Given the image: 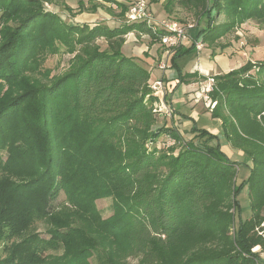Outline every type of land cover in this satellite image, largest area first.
I'll use <instances>...</instances> for the list:
<instances>
[{
  "label": "trees",
  "instance_id": "1",
  "mask_svg": "<svg viewBox=\"0 0 264 264\" xmlns=\"http://www.w3.org/2000/svg\"><path fill=\"white\" fill-rule=\"evenodd\" d=\"M45 1L0 0L1 264L264 263L252 251L264 249V59L213 76L207 96L218 133L183 116L192 122L185 140L159 124L150 71L122 55L130 33L158 44L146 23L72 25L45 11ZM101 1L123 18L132 0ZM177 1L204 24L193 38L208 46L248 19L264 25V0ZM59 47L72 55L66 73L46 84L27 74ZM193 52L174 49L177 83L191 75L175 61ZM160 136L174 145L160 148ZM220 137L251 171L239 184V163L223 154ZM244 186L245 221L237 201ZM108 197L113 213L102 219L95 202Z\"/></svg>",
  "mask_w": 264,
  "mask_h": 264
},
{
  "label": "rangeland",
  "instance_id": "2",
  "mask_svg": "<svg viewBox=\"0 0 264 264\" xmlns=\"http://www.w3.org/2000/svg\"><path fill=\"white\" fill-rule=\"evenodd\" d=\"M78 1H82L85 5V9H83L81 12L78 11ZM92 5L98 6L95 8V11H91ZM165 5L166 2L164 0H160L156 3H150V10L158 18H169L180 23H196V19L193 16L192 12L183 8L177 0H170V3L167 6ZM66 7H69V10ZM44 8L45 11L57 13L63 21L72 25H82L83 23H86L92 26L95 23H100L107 25L109 28H114L119 26L121 23L126 22L125 16L123 18H120L118 16L119 9L115 6V4L106 3L101 0H47L44 2ZM222 20L223 19L220 18V21ZM1 27L2 22H0V29ZM203 28L204 24L201 22L200 24L196 25L194 30H192L191 32H199ZM130 34L125 36V43L121 49L122 55L137 60L141 64V66L150 71L152 75L153 70L157 69V65H155V63L157 64L158 61H160L159 59L161 53L164 52V48H162L159 44L149 46L150 40L143 34ZM201 40L202 39L200 37L199 41ZM189 41L190 40H188V42ZM97 43L101 46L102 49L105 48V43L102 40H99ZM224 45H229V47L221 50V46ZM244 48H247V50H244ZM250 49L254 50L252 51ZM212 51L217 53L218 55H227L228 58L231 59L230 61H232V63L236 62L238 59L235 58L238 57H241L243 61H245V63L249 61L254 64L257 60L261 61L264 59V25L257 19H248L242 25L237 27V29L222 36L212 46H208L204 43L202 54H206V58L211 54ZM193 53L195 54H188L185 57H182L181 60H179L178 64L182 66L184 72L189 70V68L197 61L196 54L199 53ZM44 58V61L38 69L32 70L31 72L29 71L27 72V74L32 76L39 82L46 84L53 80L55 77L61 76L69 70V60L72 58V55L68 54L64 47H59L57 53L48 55ZM180 74L184 75L187 73H183L182 71H180ZM209 75L213 76L214 74ZM205 79V81H207V76H205ZM197 80L199 79L197 78ZM165 85L167 84L165 83ZM200 87V92L198 94L194 93V98L191 100H186V103L184 104L187 111H195V117L197 115L203 114V112H209L212 110V108H210V104L213 102H211L210 99L207 98L208 92H206V87L204 88V86L202 87L201 85ZM166 90V98L168 100L167 103L171 106L170 109L172 111V108L174 106H172L173 103L171 102V97H169L168 95L170 91L169 87H167ZM172 112L175 113V111ZM172 112L170 114V117L161 116V119L164 120H158L159 124H169L173 126L174 124L177 125L179 118ZM258 120L260 121L259 117ZM176 128L183 139L189 140L192 138V135L189 133L191 127L181 126ZM203 128L207 129L211 127ZM220 139L221 151L223 152V154L231 161L239 163V170L236 181L237 184H239L248 178L251 171L248 169L249 167L240 164L244 162L242 151L234 150L222 137H220ZM156 145L164 149L168 146H173L174 140L169 137L160 136L156 142ZM62 201H64V195L60 193L57 199L53 201V204L57 205ZM237 201L239 203L241 219L243 221L249 219L251 216V211L249 208L248 191L246 186L241 189L240 193L238 194ZM112 204L113 203L111 197L97 200L95 202L96 208L99 211L102 219H106L112 215ZM33 229L34 231L39 233L42 238L48 237L45 233L46 228L42 223H37ZM262 229L263 230L261 231V233L262 237L264 238V223L262 225ZM232 235L235 236V230L232 231ZM1 248L2 247H0V251ZM252 251L258 252L261 259L264 260V249L261 250L260 247L256 246L252 249ZM2 255L3 254L0 252V261L3 260V258H1ZM259 264L264 263L260 262Z\"/></svg>",
  "mask_w": 264,
  "mask_h": 264
},
{
  "label": "crops",
  "instance_id": "3",
  "mask_svg": "<svg viewBox=\"0 0 264 264\" xmlns=\"http://www.w3.org/2000/svg\"><path fill=\"white\" fill-rule=\"evenodd\" d=\"M191 31L189 32V35L193 38L195 33ZM190 46H192V44L188 43L183 48H188ZM244 50H247V48H244ZM250 50L253 51L254 49H250ZM202 53H203V49L199 52V54H196L197 61L186 72H184L182 66L178 64L179 60H181L182 57L178 58L175 61V64L177 65L179 71L191 75L190 78L186 79L185 83H177L178 75L176 70L172 68L171 69L168 68L164 72L160 71L158 68H157L158 70L154 69L152 75L150 73L149 83H152L154 80H157L159 78H163V81L168 85L170 90L168 95L169 97H171V102L173 103L172 106H174L173 109L175 111V115L179 118L178 119L179 121L177 122L178 124L177 125L174 124V127H181V126L191 127L192 122L182 118L183 116H187L196 123L197 127H202V128L211 127V128H207V130H209L213 134H217L219 122L210 117V111L203 112V114L197 115L195 117L196 115L195 111H190V112L187 111L184 104L186 103V100H191L194 98V93L198 94L200 92L201 89L200 85L202 87L204 86V88L207 86L206 85L207 82L205 81L206 80L205 76L209 74L216 75L219 73H227L233 69L239 68L245 63V61H243L241 57H238L235 58L238 60L232 63V61H230L231 59H229L227 55L224 54L218 55L217 53H215L216 55L211 56L210 54L206 58V54H202ZM193 54L195 53H192V55ZM165 58H166L165 54L161 53L159 60L160 61L165 60ZM168 64L170 66L169 59H168ZM197 78L199 80H197Z\"/></svg>",
  "mask_w": 264,
  "mask_h": 264
},
{
  "label": "built area",
  "instance_id": "4",
  "mask_svg": "<svg viewBox=\"0 0 264 264\" xmlns=\"http://www.w3.org/2000/svg\"><path fill=\"white\" fill-rule=\"evenodd\" d=\"M127 23L144 22L151 31V34L158 36V44L164 48L165 60L159 61L156 65L157 68L164 72L169 68L168 59L173 54L174 49L183 48L188 43H191L196 53H199L204 43L199 41V38H192L188 32L194 30L196 23L185 22L180 23L169 18H158L150 10V3L148 0H132L127 12L125 13ZM188 40H190L188 42ZM188 42V43H187ZM206 92H209L214 84L213 76L207 75ZM149 87L152 91V95L157 98L154 102L153 111L161 118V116H169L171 109L165 102L167 95V87L162 78L154 80L149 83ZM167 104V105H166ZM215 103L210 104V108H213Z\"/></svg>",
  "mask_w": 264,
  "mask_h": 264
}]
</instances>
